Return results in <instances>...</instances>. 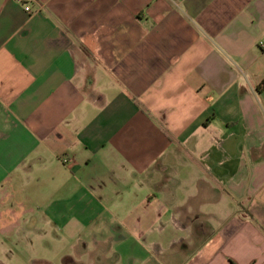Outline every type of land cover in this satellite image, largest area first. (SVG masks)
I'll list each match as a JSON object with an SVG mask.
<instances>
[{"label":"crops","instance_id":"crops-1","mask_svg":"<svg viewBox=\"0 0 264 264\" xmlns=\"http://www.w3.org/2000/svg\"><path fill=\"white\" fill-rule=\"evenodd\" d=\"M0 264H264V0H0Z\"/></svg>","mask_w":264,"mask_h":264},{"label":"built area","instance_id":"built-area-1","mask_svg":"<svg viewBox=\"0 0 264 264\" xmlns=\"http://www.w3.org/2000/svg\"><path fill=\"white\" fill-rule=\"evenodd\" d=\"M19 3L23 4L24 0H17ZM26 11L31 12V8L26 6L25 7ZM64 163H67L68 161L66 159L63 160Z\"/></svg>","mask_w":264,"mask_h":264}]
</instances>
